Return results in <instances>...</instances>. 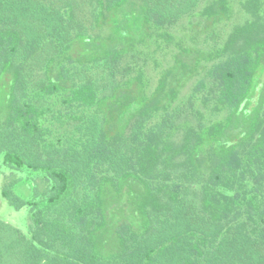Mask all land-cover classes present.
<instances>
[{
    "label": "trees",
    "instance_id": "1",
    "mask_svg": "<svg viewBox=\"0 0 264 264\" xmlns=\"http://www.w3.org/2000/svg\"><path fill=\"white\" fill-rule=\"evenodd\" d=\"M0 160V264H264V0H0Z\"/></svg>",
    "mask_w": 264,
    "mask_h": 264
},
{
    "label": "rangeland",
    "instance_id": "2",
    "mask_svg": "<svg viewBox=\"0 0 264 264\" xmlns=\"http://www.w3.org/2000/svg\"><path fill=\"white\" fill-rule=\"evenodd\" d=\"M247 15L243 11L240 12V7L238 4L234 5L233 15L232 18L223 21L219 23L216 26V32L221 36H226V34L231 30V28L234 25L244 23V20L246 19ZM190 19L185 18L183 22L181 23L180 27L177 29L176 33L178 35H181L184 37V39L187 41V43H192L189 39V34L191 32H195L197 29L195 25H192L189 23ZM194 20L200 21L201 23L198 24L200 28H202L204 24L203 18H195ZM203 23V24H202ZM209 32V31H208ZM186 34V35H184ZM205 33L201 32L200 35V41L201 45H205ZM183 39V38H182ZM183 39V40H184ZM172 49H175V46L170 47ZM159 56V57H158ZM156 57L158 58V67L153 66L152 63H150L151 66L147 68L149 71V75L151 76L152 80V87L155 86L156 80H157V72L160 67H164L163 65L166 64L167 59L170 57V53H167L166 55L162 54L160 51H157ZM187 88L183 90V92L187 91ZM11 170L7 168L3 162L0 160V217L7 221L8 223L18 227L22 232L25 234H29V227H30V210L28 206H25L19 210L14 209L9 202L2 196V186L3 182L5 181L6 177L11 174ZM17 193L22 195L25 198H30L33 195V189L32 186L27 182H21L18 184L16 188Z\"/></svg>",
    "mask_w": 264,
    "mask_h": 264
},
{
    "label": "flooded vegetation",
    "instance_id": "3",
    "mask_svg": "<svg viewBox=\"0 0 264 264\" xmlns=\"http://www.w3.org/2000/svg\"><path fill=\"white\" fill-rule=\"evenodd\" d=\"M232 18V17H231Z\"/></svg>",
    "mask_w": 264,
    "mask_h": 264
}]
</instances>
